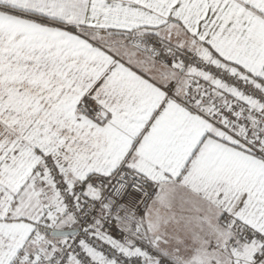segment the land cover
Returning <instances> with one entry per match:
<instances>
[{"label":"snow or ice","instance_id":"obj_1","mask_svg":"<svg viewBox=\"0 0 264 264\" xmlns=\"http://www.w3.org/2000/svg\"><path fill=\"white\" fill-rule=\"evenodd\" d=\"M0 264H264V0H0Z\"/></svg>","mask_w":264,"mask_h":264}]
</instances>
